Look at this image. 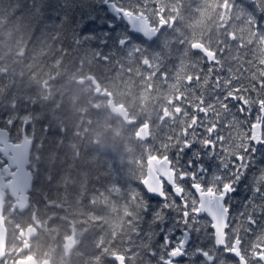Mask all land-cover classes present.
<instances>
[{"label":"snow or ice","instance_id":"1","mask_svg":"<svg viewBox=\"0 0 264 264\" xmlns=\"http://www.w3.org/2000/svg\"><path fill=\"white\" fill-rule=\"evenodd\" d=\"M100 2L115 13L106 19L120 18L115 27L89 20L75 29L74 12L87 7L86 0H16L15 10L49 34L70 30L78 47L135 66L142 78L170 93L171 109L166 106L160 117L159 146L141 157L138 181L121 186L123 196L140 206L141 233L150 241L154 237L152 259L157 264H264V0H204L193 13L200 31L172 41L166 30L178 32L177 17L168 15L167 4ZM138 11L154 13L147 28L125 20V12ZM214 13L218 34L205 35ZM20 113L29 115L26 107ZM19 124L27 136V119H9V130ZM40 124L45 141L60 136L46 115ZM151 159L161 165L157 189L148 186L143 170ZM109 160L110 172L119 174L126 166ZM218 230L223 243L214 242Z\"/></svg>","mask_w":264,"mask_h":264},{"label":"trees","instance_id":"2","mask_svg":"<svg viewBox=\"0 0 264 264\" xmlns=\"http://www.w3.org/2000/svg\"><path fill=\"white\" fill-rule=\"evenodd\" d=\"M161 1L162 4L170 3L175 7L174 15L171 16L178 18L180 15L179 20H185L184 26H177L179 35L182 33L190 39L193 31H200L196 25L199 16L193 13L204 0H184V4L183 0ZM86 3L87 7L74 12L75 29L83 27L89 20L106 25L107 14L100 0H86ZM182 4L186 7L182 8ZM15 9L16 0H0V112L7 113L0 117V124L8 123L9 119L31 117L34 120L37 137L35 148L39 144L47 152L45 154L39 150L40 155L34 159V206L45 209L44 213L51 212L57 221L63 223L65 227L59 228L60 239L64 238L63 232L69 225L79 228L80 241L74 251L72 264H99L101 257L111 251L123 252L128 257V264H149V254L154 250V237L150 241L147 233H141L140 206L136 201L125 198L121 187H131L140 177L139 161L144 156L143 142L134 139L133 126L122 130L125 127L121 121L113 119L104 109L105 102L93 100L92 93L86 94L87 88L77 85L75 80L93 75L111 93L122 91L125 96L121 100L128 107L134 106L139 119L144 118L145 110L152 108L153 101L155 112L158 114V108L162 111L168 104L162 98L170 97V93L151 80L152 87H158L155 93L166 90L165 94H161L162 97L154 98L148 94V101L139 96L132 98L128 87L125 89L121 86L122 76L127 78V65L122 66L114 61L101 64L96 50L78 47L74 43L70 30L59 29L49 34L42 24L37 25ZM216 22L214 13L207 22L205 35L208 32L218 34ZM177 37L176 34L171 41ZM173 46L179 48L178 44ZM83 53L88 56L84 57V65L80 63L81 60L75 61ZM117 79L120 85L116 86ZM25 107L29 112L27 117L20 113V109ZM45 115L48 123L54 129L58 128L63 136L55 139L48 137L45 141L40 124ZM153 122L154 136L159 142L157 137L162 133L158 129L162 125ZM167 124H171V120ZM164 131H169L166 125ZM14 134H18L17 129H14ZM109 157L126 164L119 174L110 172L108 166L104 168L105 164L110 165ZM85 158L92 160V163ZM87 163L95 166H87ZM152 203L156 205V201Z\"/></svg>","mask_w":264,"mask_h":264},{"label":"water","instance_id":"3","mask_svg":"<svg viewBox=\"0 0 264 264\" xmlns=\"http://www.w3.org/2000/svg\"><path fill=\"white\" fill-rule=\"evenodd\" d=\"M130 24L131 25H136V26H145V22L143 20H141L138 17H128ZM141 137H145L144 133L140 134ZM6 150V149H5ZM11 150V149H9ZM9 150L4 151L3 149H0L1 152H8ZM26 150L24 149H20L19 151L13 150V156L10 157V159L8 158V160L10 161L9 163L13 166H17V170L15 172L10 173L8 170L7 171V175H11L12 176V180L8 183H3V181H1V177H0V257L2 256V251H3V247H4V240H5V228H4V224H3V218H2V209H3V193H2V189L3 188H9L11 194H16L19 192L24 193V195L21 197V202L20 204L24 207L25 203H26V195L25 192L26 190L29 189V185H30V180L31 177L29 176L30 173L26 172L25 170V166L28 163V154H26L25 152ZM150 164H154V162L150 161ZM150 167H152L150 165ZM155 179V175L153 173V170L148 171V177H147V183L149 187L154 188V185L152 184L153 180ZM156 189V188H154ZM214 208L215 205L209 202L208 205V210L209 211H213V214L215 215L214 212ZM223 235L221 234V232L218 230L217 233V242L221 243L223 242ZM20 264H33L32 262H22Z\"/></svg>","mask_w":264,"mask_h":264},{"label":"flooded vegetation","instance_id":"4","mask_svg":"<svg viewBox=\"0 0 264 264\" xmlns=\"http://www.w3.org/2000/svg\"><path fill=\"white\" fill-rule=\"evenodd\" d=\"M15 222H17V221H15ZM34 230H35V228H34ZM21 231L23 232L22 235L20 233ZM40 233L41 232L38 229H36L35 230V234L32 237H30V239L28 240L26 238V236H25V230H20L19 231L18 237H17L18 243L21 246V250H20V253H19V258L24 259V258H27L28 256H30L31 255L30 253H31L32 247L35 245L36 242L46 243V240L45 239H41L40 238ZM26 244L28 245V249H24V247H25Z\"/></svg>","mask_w":264,"mask_h":264},{"label":"bare ground","instance_id":"5","mask_svg":"<svg viewBox=\"0 0 264 264\" xmlns=\"http://www.w3.org/2000/svg\"><path fill=\"white\" fill-rule=\"evenodd\" d=\"M191 1H192V0H191ZM191 1H190V2H191ZM181 2H182V1H181ZM175 4H176V3H175ZM183 4H184V0H183ZM186 5H187V4H186ZM178 6H179V5H178ZM178 6H177V7H178ZM184 6H185V5H184ZM184 6H183V8H184ZM188 6H193V5H189V4H188ZM185 7H186V6H185ZM177 9H178V8H177ZM190 9H191V8H190ZM181 10H182V9H181ZM183 11H184V10H183ZM187 11H188V10H187ZM185 13H186V12H185ZM216 23H217V22H216ZM90 60H91V59H90ZM91 61H92V60H91ZM94 62H95V61H94ZM94 62H93V63H94ZM96 62H97V61H96ZM90 63H91V62H89V64H90ZM91 64H92V63H91ZM91 64H90V65H91ZM94 64H95V63H94ZM83 65H84V64H83ZM85 66H86V65H85ZM97 66H98V65H97ZM80 67H81V65H80ZM86 68H87V67H86ZM88 68H89V65H88ZM90 68H91V66H90ZM84 69H85V68H84ZM154 107H155V106H154ZM155 111H156V110H155ZM141 112H142V111H141ZM156 122H157V121H156ZM153 124H154V123H153ZM62 134H63V133H62ZM62 134H60V136H61ZM64 134H65V133H64ZM62 136H63V135H62ZM64 137H65V136H64ZM155 137H156V136H155ZM50 138H51V137H50ZM42 139H43V138H42ZM60 139H62V138H60ZM56 140H57V139H56ZM58 140H59V139H58ZM62 141H63V139H62ZM130 141H131V139H130ZM52 142H53V141H52ZM55 142H56V141H55ZM57 142H58V141H57ZM127 142H128V141H127ZM53 143H54V142H53ZM48 144H50V142H49ZM42 145H43V144H42ZM45 145H46V144H45ZM59 145H60V144H59ZM49 146H51V145H49ZM54 147H55V146H54ZM56 147H57V146H56ZM138 147H139V146H138ZM54 149H56V148H54ZM47 150H48V149H47ZM50 151H51V149H50ZM50 151H49V152H50ZM38 152H39V151H38ZM43 152H45V151L43 150ZM87 152H88V151H87ZM132 152H133V151H132ZM46 153H47V152H45V154H46ZM55 153H57V154L59 155L58 152H54V154H55ZM89 153H90V152H89ZM130 153H131V152H130ZM43 154H44V153H43ZM88 155H89V154H88ZM128 155H129V154H128ZM54 156H55V155H54ZM93 156H94V155H93ZM136 156H137V155H136ZM43 157L45 158V155H44ZM47 157H48V156H47ZM68 157H69V156H68ZM86 157H88V156H86ZM89 157H90V156H89ZM125 157H126V156H125ZM143 157H144V156H143ZM52 158H53V157H52ZM90 158H91V157H90ZM94 158H95V157H94ZM96 158H97V157H96ZM46 159H47V158H46ZM49 159H50V158H49ZM85 159H87V158H85ZM92 159H93V157H92ZM87 160H90V159H87ZM94 160H95V159H94ZM94 160H93V162H94ZM91 161H92V160H90V162H91ZM99 161H102V160L100 159ZM51 162H52V161H51ZM70 162H71V161H70ZM84 162H87V161L84 160ZM46 163H47V162H46ZM46 163H45V164H46ZM91 163H92V162H91ZM91 163H90L89 165L93 166ZM39 164H40V163H39ZM42 164H43V162H42ZM42 164H41V165H42ZM45 164H44V165H45ZM98 164H99V163H98ZM103 164H104V163H103ZM86 165L89 166L88 163H87ZM96 165H97V164H96ZM46 166H47V165H46ZM48 166H49V165H48ZM91 166H90V169H91ZM94 166H95V165H94ZM94 166H93V167H94ZM105 166H106V164L104 165V168H105ZM43 167H45V166H43ZM100 167H101V166H100ZM40 168H41V166H40ZM40 168H39V169H40ZM45 168H46V167H45ZM94 169H95V168H94ZM105 169H106V168H105ZM43 170H44V169H43ZM97 170H98V169H97ZM101 170H102V169H101ZM38 171H39V170H38ZM44 171H45V170H44ZM47 171H48V170H47ZM40 172H41V169H40ZM40 172H39V173H40ZM37 173H38V172H37ZM44 173L46 174V171H45ZM41 174H42V172H41ZM45 174H44V175H45Z\"/></svg>","mask_w":264,"mask_h":264}]
</instances>
